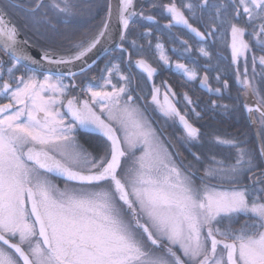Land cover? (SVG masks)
<instances>
[{
    "label": "snow or ice",
    "instance_id": "1",
    "mask_svg": "<svg viewBox=\"0 0 264 264\" xmlns=\"http://www.w3.org/2000/svg\"><path fill=\"white\" fill-rule=\"evenodd\" d=\"M133 68L174 69L216 99L197 111L185 92L177 107ZM0 100V264H264V0H0ZM242 110L256 147L202 130Z\"/></svg>",
    "mask_w": 264,
    "mask_h": 264
},
{
    "label": "flooded vegetation",
    "instance_id": "2",
    "mask_svg": "<svg viewBox=\"0 0 264 264\" xmlns=\"http://www.w3.org/2000/svg\"><path fill=\"white\" fill-rule=\"evenodd\" d=\"M140 3H143L145 7H147V3L148 0H139ZM158 3H167L168 0H157ZM96 3H101L102 1L99 0ZM101 8H98V13L101 12ZM96 10V11H97ZM153 15L157 16V19L159 20L160 24L163 25L165 23H167V20L165 18H162L158 15L157 12H153ZM103 18V16H95L94 19L84 23L83 27L81 28V31H87L90 30L95 24H98L100 22V20ZM140 24L142 25V27H140L138 29V31H143L144 27H149L151 26L149 22L146 21H141ZM136 31V30H134ZM167 31L165 30L164 33H154V35L159 34L161 35L162 41L165 44V48L169 49L168 51V55L171 57L172 61H175L177 59L176 55L173 54L170 51V48L172 47L171 42L169 40V37L167 35ZM173 32L175 33V35L177 36H181L184 39H188L189 43L193 45V49L194 51L190 54L192 60H196V57L198 55V53L195 52V48L197 47L196 45V40L195 38L189 34L187 32L186 29H183L182 27H177L176 29L173 30ZM140 43H145V41H139ZM155 44V39H153V45ZM115 55H119L118 52L114 53ZM226 56H230V52H225ZM133 60L138 59L139 57H137L136 55H133ZM149 58H150V54H149ZM108 59V54H106L105 56H103L97 63L96 68H103L105 65V61ZM151 62V60H150ZM183 62H187V61H183ZM203 58H201L198 63L203 64ZM153 66L155 67L156 64L153 63ZM223 68H228V62L225 61L222 65ZM131 71L135 74V79L141 84L142 87L145 88V90H149L151 87L152 83H155L156 85L160 86L162 85L163 81H167V84L171 86L172 90L175 91L177 93V100H180L181 102L177 105V107L183 108V100H182V96L183 93L187 92L188 95L193 99V101H197L199 104L201 103V107L197 108V111H202L204 109L207 108L209 101L212 99H216L215 95H212L211 93H208L206 89L202 88L199 84V81H193V82H189L186 80L185 77H183L180 73H178L176 70H168V69H161L158 71V74L153 78L152 81H148L146 79V74L140 72L138 69H131ZM201 75H203V72H200ZM88 77H91L93 75L95 76H99L100 73L98 71H96L95 69H93L92 71L87 73ZM215 73H210V77L214 76ZM231 69L228 68V76H229V83L233 84V81L231 79ZM213 86H215V82L212 81ZM164 88H161V91L163 92ZM227 96V94H226ZM162 99V97H161ZM0 102H4L2 100H0ZM246 115V118L248 120L247 114L246 112H244ZM207 115L211 116L210 119L206 118L204 121L200 122V125L202 126V130L205 132H209V131H213V130H219L220 132H223V125L220 124L219 118L223 117V114L221 113H216L215 115H211L210 113H208ZM150 118L153 119L154 121H158V123L154 124L155 127L159 129H164L166 131V133L170 136H172L173 138L177 135L180 134V129L178 126L169 123H165L164 118L159 114V113H151L150 114ZM249 121V120H248ZM256 126V125H255ZM96 133L93 132H88V131H81L79 133V138L81 140L82 143H85L86 146L87 145H94L96 143ZM57 183H61L60 181H57ZM61 186L62 183H61Z\"/></svg>",
    "mask_w": 264,
    "mask_h": 264
},
{
    "label": "trees",
    "instance_id": "3",
    "mask_svg": "<svg viewBox=\"0 0 264 264\" xmlns=\"http://www.w3.org/2000/svg\"><path fill=\"white\" fill-rule=\"evenodd\" d=\"M99 0H93L97 2ZM102 1V0H101ZM99 10V9H98ZM98 10L95 13V16H104V9L101 8V12L98 13ZM231 96H236V86L232 84ZM225 102L231 103V99H226ZM201 105V103L199 104ZM201 107V106H199ZM220 124L223 125V132L230 134H240V139L246 140L250 146L256 147L258 145V137L256 135L257 127L255 125H250L249 121L246 118L244 111L237 113L232 116L223 115L222 118H219Z\"/></svg>",
    "mask_w": 264,
    "mask_h": 264
},
{
    "label": "water",
    "instance_id": "4",
    "mask_svg": "<svg viewBox=\"0 0 264 264\" xmlns=\"http://www.w3.org/2000/svg\"><path fill=\"white\" fill-rule=\"evenodd\" d=\"M106 54H108L107 52H105L103 49H101L97 54L96 56H94L93 58L94 59H97L98 61L103 57L105 56ZM247 114V113H246ZM250 123V122H249ZM250 125H253L250 123Z\"/></svg>",
    "mask_w": 264,
    "mask_h": 264
},
{
    "label": "rangeland",
    "instance_id": "5",
    "mask_svg": "<svg viewBox=\"0 0 264 264\" xmlns=\"http://www.w3.org/2000/svg\"><path fill=\"white\" fill-rule=\"evenodd\" d=\"M256 127L258 128V125H256Z\"/></svg>",
    "mask_w": 264,
    "mask_h": 264
}]
</instances>
